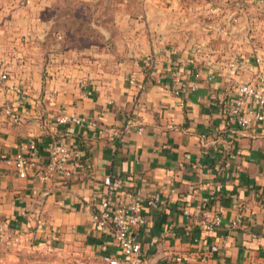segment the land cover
<instances>
[{"label": "crops", "instance_id": "crops-1", "mask_svg": "<svg viewBox=\"0 0 264 264\" xmlns=\"http://www.w3.org/2000/svg\"><path fill=\"white\" fill-rule=\"evenodd\" d=\"M88 3L0 0V264H133L112 224H93L106 176L120 181L113 209L161 197L144 205L138 264H264V121L229 115L236 82L264 87V0H137L114 36L83 26ZM58 139L78 173L46 172ZM31 142L21 177L13 159Z\"/></svg>", "mask_w": 264, "mask_h": 264}, {"label": "built area", "instance_id": "built-area-1", "mask_svg": "<svg viewBox=\"0 0 264 264\" xmlns=\"http://www.w3.org/2000/svg\"><path fill=\"white\" fill-rule=\"evenodd\" d=\"M10 79V72L0 61V84ZM251 101L253 105L248 106ZM229 115L234 124L239 128H249L256 122L264 121V87L252 85L246 82L235 83V97L229 110ZM60 124L73 123L75 125H89L94 127L96 123L84 116L64 115L58 117ZM38 149L36 142H31L21 146V149L15 155L13 163L21 177H26L30 167L31 158ZM80 153H73L69 146L58 139L49 145L48 160L46 163V172H79ZM71 166V167H70ZM120 188V181L114 176H106L102 183V195L100 208L93 213V224L95 229H102L107 224H112L114 228V242L122 254V259H127L133 264H138L144 256L139 243V231L146 224L147 220L143 213L144 205L156 207L161 203V197L156 195L146 199V203L140 197H135L127 203L113 209L111 201L115 193ZM207 198L204 201L207 202ZM223 206H219L215 213L204 214L201 222L207 232L214 231L223 222ZM189 214L188 210H185ZM1 229V225H0ZM200 239L199 242H202ZM212 251H217V244L211 245ZM104 261L109 264H120L121 257L116 255H105ZM83 261V260H82ZM81 261V262H82Z\"/></svg>", "mask_w": 264, "mask_h": 264}, {"label": "rangeland", "instance_id": "rangeland-1", "mask_svg": "<svg viewBox=\"0 0 264 264\" xmlns=\"http://www.w3.org/2000/svg\"><path fill=\"white\" fill-rule=\"evenodd\" d=\"M88 2V13L83 14L87 24L83 26L87 27V30L95 36L101 33V28L105 29L108 36H114L120 32L126 33L129 24H121L122 19L127 20L131 13L135 14L134 12H136L138 7L137 0H88ZM80 3L74 1L75 5H79ZM111 44L109 40H106V50L113 49V45L111 46Z\"/></svg>", "mask_w": 264, "mask_h": 264}, {"label": "trees", "instance_id": "trees-1", "mask_svg": "<svg viewBox=\"0 0 264 264\" xmlns=\"http://www.w3.org/2000/svg\"><path fill=\"white\" fill-rule=\"evenodd\" d=\"M81 161L83 160V158L82 159H80Z\"/></svg>", "mask_w": 264, "mask_h": 264}]
</instances>
